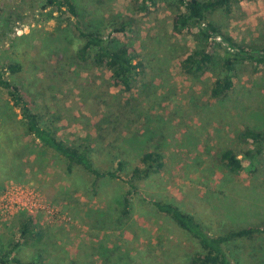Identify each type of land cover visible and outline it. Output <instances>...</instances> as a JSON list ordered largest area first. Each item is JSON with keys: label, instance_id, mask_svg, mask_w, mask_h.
Masks as SVG:
<instances>
[{"label": "rangeland", "instance_id": "obj_1", "mask_svg": "<svg viewBox=\"0 0 264 264\" xmlns=\"http://www.w3.org/2000/svg\"><path fill=\"white\" fill-rule=\"evenodd\" d=\"M41 1L0 2V19L11 14L0 65L21 64L5 77L61 138H88L100 169L114 168L113 157L122 151L133 167L145 148L160 152L164 167L141 182L131 213L122 216L116 181L104 178L94 194L84 171L61 173L24 134L19 109L0 87V249L19 239L17 220L24 212L33 215L38 232L19 246L24 260L34 253L50 264H188L190 240H181V230L149 202L159 198L175 200L216 232L262 226L264 148L244 157L255 146L239 133L264 130V68L239 65L234 87L214 98L223 48L206 71L186 73L180 59L197 46V28L173 30V0H157L145 13L138 0H73L84 26L103 29L106 22L132 18V30L112 38L135 48L142 65L128 91L113 83L107 68L76 58L75 18L58 12L48 17ZM217 17L237 41H264V0H243ZM226 148L241 158L243 169L226 167L220 157ZM227 249L234 264H264V234L229 242Z\"/></svg>", "mask_w": 264, "mask_h": 264}, {"label": "trees", "instance_id": "obj_2", "mask_svg": "<svg viewBox=\"0 0 264 264\" xmlns=\"http://www.w3.org/2000/svg\"><path fill=\"white\" fill-rule=\"evenodd\" d=\"M173 1L175 3L172 17L173 30L179 33L190 27L197 28V46L180 59L186 73L199 74L206 71L213 61L216 50L223 48L219 76L214 80L210 91L212 97L217 99L225 97L234 87L239 65L248 64L255 70L264 68V41L261 43L237 41L217 17L219 13H230L233 6L243 0ZM138 2V9L145 13L150 10L149 6L156 5L157 0H138ZM40 8L48 9V17H52L53 12L72 15L75 19L71 20V24L77 32L76 58L80 62L107 68L116 86L128 91L132 89L142 67L138 54L132 46L126 43H114L112 40L116 34H128L132 30V18L127 17L116 24L106 22L104 28L100 29L92 28L90 23L84 26L73 0H42ZM10 16L11 14L0 19L1 41L5 40L10 32ZM20 69L21 64L18 62L0 65V87L6 90L10 106L19 109L18 122L24 134L38 141L40 149L45 151L47 158L53 162L52 165L64 175L71 176L75 171H84L91 179L88 188L94 194H99L104 178L116 181L122 198L120 214L127 217L132 210L133 197L142 193L141 182L164 167L163 155L153 148H145L137 153L138 164L127 167L128 161L123 157L122 151V154L118 156L115 154L113 157L116 163L114 168L100 169L93 159L94 149L88 138H61L58 129L50 121L44 120L43 116L25 99L21 87L5 77L6 72L13 74ZM9 107L7 110H10ZM11 116H14L13 120L17 119L16 114ZM239 137L255 146V152L246 151L244 157H252L264 148V130L245 128L240 131ZM220 157L230 171L238 172L244 167L241 158L231 148L223 150ZM149 202L158 212L168 216L181 230L178 234L181 240L183 237L189 238L188 264H234L227 244L237 239L251 238L254 234H264V224L224 228L216 232L205 228L209 226L185 211L180 203L173 199L159 198L151 199ZM17 223L20 240L17 239L10 247L0 249V264H50L34 253L32 260L21 258L19 246L26 244V240L38 232L34 217L29 213H20ZM68 264H76V262L71 261Z\"/></svg>", "mask_w": 264, "mask_h": 264}, {"label": "water", "instance_id": "obj_3", "mask_svg": "<svg viewBox=\"0 0 264 264\" xmlns=\"http://www.w3.org/2000/svg\"><path fill=\"white\" fill-rule=\"evenodd\" d=\"M2 0H0V2H1Z\"/></svg>", "mask_w": 264, "mask_h": 264}]
</instances>
